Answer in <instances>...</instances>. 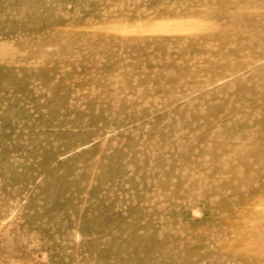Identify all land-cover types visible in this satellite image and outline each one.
Listing matches in <instances>:
<instances>
[{
    "label": "rangeland",
    "instance_id": "obj_1",
    "mask_svg": "<svg viewBox=\"0 0 264 264\" xmlns=\"http://www.w3.org/2000/svg\"><path fill=\"white\" fill-rule=\"evenodd\" d=\"M0 264H264V0H0Z\"/></svg>",
    "mask_w": 264,
    "mask_h": 264
},
{
    "label": "bare ground",
    "instance_id": "obj_2",
    "mask_svg": "<svg viewBox=\"0 0 264 264\" xmlns=\"http://www.w3.org/2000/svg\"><path fill=\"white\" fill-rule=\"evenodd\" d=\"M157 23V22H156ZM190 24V23H189ZM163 25V24H162ZM167 25V24H166ZM179 26V25H178ZM203 26V25H202ZM213 26V25H212ZM163 28V27H162ZM161 28V29H162ZM171 28H173L174 29V26L173 27H171ZM156 30V29H155ZM175 30V29H174ZM179 30V29H178ZM177 29H176V32L178 31ZM150 31V30H149ZM160 31V30H159ZM181 31V33H182V30H180ZM183 32H184V30H183ZM172 33V32H171ZM186 33V32H185Z\"/></svg>",
    "mask_w": 264,
    "mask_h": 264
}]
</instances>
